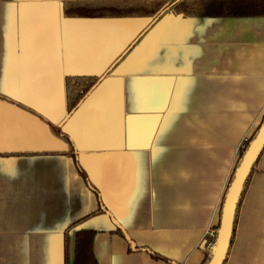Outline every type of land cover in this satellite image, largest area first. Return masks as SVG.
<instances>
[{
  "label": "crops",
  "instance_id": "obj_1",
  "mask_svg": "<svg viewBox=\"0 0 264 264\" xmlns=\"http://www.w3.org/2000/svg\"><path fill=\"white\" fill-rule=\"evenodd\" d=\"M89 1L0 0V264H74L81 233L97 264H202L264 118V16L65 15ZM225 264H264V151Z\"/></svg>",
  "mask_w": 264,
  "mask_h": 264
},
{
  "label": "trees",
  "instance_id": "obj_2",
  "mask_svg": "<svg viewBox=\"0 0 264 264\" xmlns=\"http://www.w3.org/2000/svg\"><path fill=\"white\" fill-rule=\"evenodd\" d=\"M170 0H106V1H93V2H75L64 4L65 15L70 17H104V18H155L161 12H163L169 5H171ZM176 6L174 11L176 13H182L185 16H209V17H247V16H264V0H205V1H183L181 3H175ZM174 4V5H175ZM99 79L95 77H67L65 79V93H66V106L67 112L72 113L78 105L84 100L88 93L96 86ZM264 122V118L260 126L254 131L250 136L248 141L245 143L244 147L240 150L239 158L233 174L230 178L229 184L226 189V193L230 183L234 178V173L236 168L239 166L245 152L247 151L250 143L254 140L260 127ZM257 163V162H256ZM256 163L253 165L251 173L249 174L243 191L241 193L240 199L237 204L233 232L230 241V246L232 244L235 225L240 209V205L244 194L248 188L249 180L252 172L255 169ZM225 193V196H226ZM220 209V219L223 203ZM100 211L91 213L90 215L76 221L73 226H77L85 220L96 216ZM220 225V220L218 226L215 229V235H217ZM92 234L91 233H81L77 235L75 244V263L74 264H97L96 259L93 254L92 247ZM212 256V250L207 252L205 260L202 264H208ZM228 256V254H227ZM227 257L224 261V264Z\"/></svg>",
  "mask_w": 264,
  "mask_h": 264
},
{
  "label": "water",
  "instance_id": "obj_3",
  "mask_svg": "<svg viewBox=\"0 0 264 264\" xmlns=\"http://www.w3.org/2000/svg\"><path fill=\"white\" fill-rule=\"evenodd\" d=\"M264 151V122L258 134L250 143L239 166L236 168L234 178L230 183L222 207L219 229L211 247L212 256L208 264H224L230 249L234 218L238 201L244 184L251 173L253 165Z\"/></svg>",
  "mask_w": 264,
  "mask_h": 264
},
{
  "label": "built area",
  "instance_id": "obj_4",
  "mask_svg": "<svg viewBox=\"0 0 264 264\" xmlns=\"http://www.w3.org/2000/svg\"><path fill=\"white\" fill-rule=\"evenodd\" d=\"M215 238H216V235L214 234V241H215ZM214 241L208 244V249L212 247V245L214 244Z\"/></svg>",
  "mask_w": 264,
  "mask_h": 264
}]
</instances>
